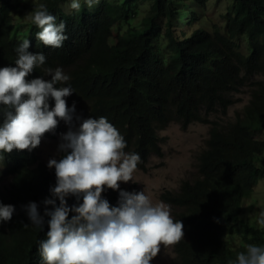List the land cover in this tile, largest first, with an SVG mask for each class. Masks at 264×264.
I'll return each mask as SVG.
<instances>
[{
	"label": "trees",
	"instance_id": "1",
	"mask_svg": "<svg viewBox=\"0 0 264 264\" xmlns=\"http://www.w3.org/2000/svg\"><path fill=\"white\" fill-rule=\"evenodd\" d=\"M24 1L0 0V67L15 66L16 49L29 39L28 51L43 53L46 61L27 79L50 80L46 70L61 68L70 79L56 87H71L64 98L68 108L75 103L83 119L106 117L124 137L128 153L140 155L138 168L144 169L151 152L161 154L155 128L170 120L187 125L194 110L215 116L196 157V177L183 178L176 192H162L163 200H180L189 209L176 220L183 223L184 239L174 245L172 264H229L249 244L264 247V227L252 223L243 206L255 180L264 179V164L257 161L264 152V0H223L222 23L211 29L193 26L200 20L197 8L206 9L211 0H99L91 8L80 0L79 11L62 9L72 0H30L21 16ZM40 4L57 24H66L68 39L61 48L36 38L40 29L31 15ZM140 6V25H130ZM117 22L128 26L113 32ZM241 37L243 47L237 43ZM245 87L247 102L233 121L224 122L235 94ZM49 106H55L51 97ZM7 110L0 105V125ZM57 119L56 129L44 135L60 130ZM0 157V204L15 209L10 221H0V264H43L38 248L49 231L45 210H54L44 201L53 199L55 169L38 162L36 148ZM120 190L135 192L105 186L101 196L115 207ZM66 201L69 208L78 206L82 194ZM31 202L44 218L41 228L28 218Z\"/></svg>",
	"mask_w": 264,
	"mask_h": 264
},
{
	"label": "clouds",
	"instance_id": "2",
	"mask_svg": "<svg viewBox=\"0 0 264 264\" xmlns=\"http://www.w3.org/2000/svg\"><path fill=\"white\" fill-rule=\"evenodd\" d=\"M85 3L91 8L99 0H85ZM70 7L79 11L80 0H72ZM31 20L40 29L36 38L43 45L61 48L68 39L65 22L57 24L46 5L40 4ZM29 47L30 40L24 39L16 49L15 66L0 67V105L8 109L4 113L6 119L0 125V153H11L14 149L31 151L39 146L45 133L56 129L57 118L71 125L76 111L75 103L69 109L64 99L72 94L71 87H56L70 79L61 68L46 70L50 80L42 77L27 79L46 61L43 53L33 54L28 51ZM257 78L261 77L257 75ZM50 97L55 101L51 109ZM229 109L223 117L224 122L233 121L236 111L240 110L236 109L229 118ZM212 119H215L214 115L207 117L203 110H194V119L189 124H208L206 141ZM175 122L180 121L170 120L165 126L155 128L161 152L158 133ZM62 140L59 148L64 155L59 161L51 159L48 162V167L55 169L56 186L50 190L53 199L44 201L45 205H53L54 210H45V215L51 219L47 238L40 241L38 248L43 264H150L159 254L161 245L172 246L184 239L183 223L176 221L180 218H173L170 210V207H179L181 212L189 210L182 201L163 200L162 192L167 190H162L159 194L161 202L153 204L144 191L136 192L135 183L120 184L132 181L141 157L137 153H128L124 137L106 117L83 119L78 130H69ZM260 155L257 161L264 164L259 160ZM105 186L112 190L131 187L135 192L120 190L118 206L113 207L101 196ZM252 193L253 190L248 198ZM81 194L83 202L69 208L66 197L74 195L79 199ZM56 199L59 200L58 207ZM26 210L31 224L41 228L44 218L37 204L31 202ZM14 211V206L0 204V221H10ZM70 212L74 213L71 218ZM258 222L262 225L258 227H264V210ZM229 264H264V247L249 244L246 251L239 252L236 260Z\"/></svg>",
	"mask_w": 264,
	"mask_h": 264
},
{
	"label": "rangeland",
	"instance_id": "3",
	"mask_svg": "<svg viewBox=\"0 0 264 264\" xmlns=\"http://www.w3.org/2000/svg\"><path fill=\"white\" fill-rule=\"evenodd\" d=\"M29 1L30 0H25L20 4L23 11L21 16L26 15ZM224 8L225 1L223 0L217 2L211 0L204 10L198 7L196 11L201 21L199 20L193 26L197 24L202 29H211L213 26H218L222 23V17L220 15L224 12ZM62 9L70 10V4L62 6ZM111 14L113 17H117L113 12H111ZM143 14L142 7L140 6V12L131 20L130 25H140ZM187 14L189 15V13ZM127 26L128 24L126 23L117 22L113 28V32H122ZM182 27V22L179 20L178 32H181L183 29ZM237 43L243 47L245 44L243 37L239 38ZM235 97H237L238 101L234 106L230 107L228 111L229 118L233 117V113L236 109H240L247 102L249 98L248 89L237 93ZM77 117L80 119H77ZM82 120L81 113L76 111L73 115L71 125L62 120L58 132L53 133L51 136L43 135L41 137V143L36 147L38 162L49 168V160H57L62 153L59 148L60 144L63 143L62 136L69 130L77 131ZM207 132L208 124L206 123L195 122L192 124L188 123L187 125L182 124V122L171 123L167 128L158 133L161 139V155H149L144 163L145 169L137 168L133 173L132 181L128 183L120 182V184L128 186L131 183H135L137 188L136 192L144 191L145 194L151 198L153 204L161 202L159 194L162 190L176 192L183 178L196 174L194 168L195 157L204 145ZM259 160L264 163V153H261ZM243 206L245 207L250 221L262 226L258 221L261 211L264 210V179L260 178L257 180V185L253 189L251 197L244 201ZM170 210L172 216L171 207ZM174 256L175 252L173 245L167 247L161 245L159 254L153 258L150 264H171Z\"/></svg>",
	"mask_w": 264,
	"mask_h": 264
},
{
	"label": "bare ground",
	"instance_id": "4",
	"mask_svg": "<svg viewBox=\"0 0 264 264\" xmlns=\"http://www.w3.org/2000/svg\"><path fill=\"white\" fill-rule=\"evenodd\" d=\"M229 8V7H228ZM224 11V10H223ZM183 124V123H182ZM149 155H158V154H156V153H154V152H151ZM148 155V156H149ZM161 155V154H160ZM159 156V155H158ZM148 158V157H147ZM147 160V159H146ZM146 162V161H145ZM144 162V163H145ZM138 168V167H137ZM141 169V168H140ZM144 169H145V165H144ZM161 193V192H160ZM180 216H183V213L181 212V210L179 209V207H177V208H175V209H173L172 208V217L173 218H175V217H180ZM188 220V219H187ZM173 247H174V245H173ZM175 256H176V253H175ZM175 256L173 257V259H172V262H173V260H174V258H175ZM172 262H171V264H172Z\"/></svg>",
	"mask_w": 264,
	"mask_h": 264
}]
</instances>
